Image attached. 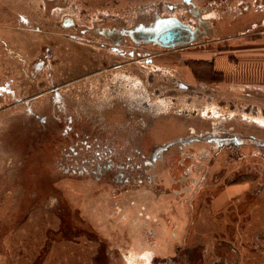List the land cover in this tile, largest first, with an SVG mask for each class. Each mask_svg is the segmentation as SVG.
Returning a JSON list of instances; mask_svg holds the SVG:
<instances>
[{
    "label": "rangeland",
    "instance_id": "374dc122",
    "mask_svg": "<svg viewBox=\"0 0 264 264\" xmlns=\"http://www.w3.org/2000/svg\"><path fill=\"white\" fill-rule=\"evenodd\" d=\"M2 1L16 58L1 43L0 264H264V92L190 82L170 67L190 43L129 35L164 17L212 30L201 47L264 33V0ZM209 135L242 143L211 152L190 196L142 170L113 179L158 147ZM107 158L115 167L96 179ZM155 240L153 257L142 247Z\"/></svg>",
    "mask_w": 264,
    "mask_h": 264
},
{
    "label": "crops",
    "instance_id": "0c3cea01",
    "mask_svg": "<svg viewBox=\"0 0 264 264\" xmlns=\"http://www.w3.org/2000/svg\"><path fill=\"white\" fill-rule=\"evenodd\" d=\"M6 4L9 3L0 0V9H5L4 5ZM2 16L3 14L0 12V19ZM11 30L14 29L0 22V45L2 43L12 47L4 48L2 51L8 55H14L15 59L16 48L11 40L14 33ZM207 43V46L202 45L201 47L194 42L183 52H175L170 67L177 72H182L184 78L190 82L206 80L221 85L264 92V33H261L259 28L253 33L241 32L237 35L209 40ZM209 46L212 49H209ZM18 53L25 58L26 52ZM1 59L4 60L0 50V62ZM12 73L11 79L8 81L14 83L15 70ZM175 243L176 240L173 239L162 247V250L167 249L165 254L174 248ZM157 244L158 241L155 240L154 244L142 247V250H147L146 253H150L154 257V254L158 253H153L151 248H156ZM159 254L163 255L164 253Z\"/></svg>",
    "mask_w": 264,
    "mask_h": 264
},
{
    "label": "flooded vegetation",
    "instance_id": "af4514ba",
    "mask_svg": "<svg viewBox=\"0 0 264 264\" xmlns=\"http://www.w3.org/2000/svg\"><path fill=\"white\" fill-rule=\"evenodd\" d=\"M55 1H56L55 2L56 4L64 7L63 4L66 0H55ZM167 4H168V7L171 5V8L175 6L174 3L168 2ZM171 18H174V17H171ZM171 18L169 17L159 18L156 24L158 25V27L149 28L148 30H151V29L156 30L162 27L164 24V21H168L169 24H173L174 20ZM63 19H64L62 20L63 26L64 24L71 23L72 21L71 18H68V17H65ZM178 21L179 23L185 25L182 21L180 20ZM203 28H205L206 31H201L198 28H192V30H196V32L194 33V36L197 37V39L202 37L204 32H207L208 34H212V30L206 29L205 26H203ZM109 35L114 39L115 43H118V44L120 43L121 37L117 32L108 33V36ZM135 42H138V41H135ZM139 42L144 43L143 41H139ZM147 44H154V43L150 42ZM188 44L189 43H183L181 45L173 46L170 48L186 46ZM199 137L193 136V137H189L184 140H177L174 142H170L164 146L158 147L153 151V154L150 156L149 160L144 161V167L143 165L138 166V167L132 166L131 168L126 167L127 170L125 172L122 170L119 171L117 175L114 176L113 179L119 181L120 183L122 182L123 184L129 183L131 179V174H132L131 172L134 171V172H137L138 175H140L139 171L142 170V172L147 175V178L146 179L144 178L146 181H150L151 183L164 181V184L168 183L170 185H179V190H175V188H173L174 195L180 194V195H184L185 197L190 196L193 188L199 182L201 178L200 177L201 174L205 171V168H203L205 164L204 162L205 160L210 159L211 152H214L217 148L219 149L223 146H227L230 143L236 146L242 143V139H239L236 136L222 137L219 135L218 136L209 135V136H203L202 138H199ZM186 161H188L189 166H184ZM197 164L201 165L202 168L197 167L196 166ZM95 165H96V169L94 171V174L96 175V179L99 176L103 175L106 172V170H110L112 167L113 168L115 167V164L109 158L104 159V160L99 159V161H97ZM178 167H182L183 171L177 172ZM85 172L86 171L79 170L80 174H85ZM86 174H88V172ZM131 180L134 181V178H132ZM161 204L164 205L163 203ZM176 222L173 223L174 225L170 226L171 229H173V227H176ZM164 226L166 225L163 224L161 227V229L163 228L162 229L163 231L165 230ZM158 227L160 228V225H158ZM145 231L146 230H143V234H145ZM222 264H224V261H222Z\"/></svg>",
    "mask_w": 264,
    "mask_h": 264
},
{
    "label": "water",
    "instance_id": "95a60500",
    "mask_svg": "<svg viewBox=\"0 0 264 264\" xmlns=\"http://www.w3.org/2000/svg\"><path fill=\"white\" fill-rule=\"evenodd\" d=\"M193 14L198 15L199 13L195 12ZM171 19L174 20V25L169 24L168 21H164L163 26L156 30L135 28L129 32V35L134 41L151 42L163 48H170L183 43H194L197 40V37L194 36L196 30H192L189 25L179 23L177 19ZM68 24H64V26H69ZM39 65V63L36 64L37 67Z\"/></svg>",
    "mask_w": 264,
    "mask_h": 264
},
{
    "label": "bare ground",
    "instance_id": "6f19581e",
    "mask_svg": "<svg viewBox=\"0 0 264 264\" xmlns=\"http://www.w3.org/2000/svg\"><path fill=\"white\" fill-rule=\"evenodd\" d=\"M252 122L256 123V124H260L263 122L262 119H258V118H254V119H251Z\"/></svg>",
    "mask_w": 264,
    "mask_h": 264
}]
</instances>
